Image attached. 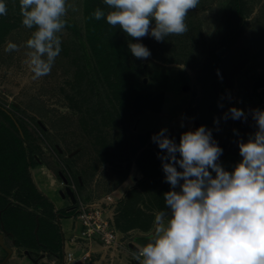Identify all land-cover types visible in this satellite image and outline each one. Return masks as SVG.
I'll return each mask as SVG.
<instances>
[{
    "label": "rangeland",
    "instance_id": "1",
    "mask_svg": "<svg viewBox=\"0 0 264 264\" xmlns=\"http://www.w3.org/2000/svg\"><path fill=\"white\" fill-rule=\"evenodd\" d=\"M85 1L68 0L73 7L69 8L65 17V29L58 34L61 52L49 75L33 79L34 74L25 61L28 59L27 53L31 51L26 47V41L31 38L35 28L27 29L22 25L19 0H4L7 14L0 16V170L18 181V171L25 163L26 180H32L42 197H39L41 201H29L18 186L5 191L0 189V199L3 198L7 203L4 212L0 211L1 218L10 211L22 212L21 218L30 215L29 221L37 214L46 217L48 210L44 208L42 198L49 199L43 193L53 195L46 171L60 183V195L69 204L58 213L49 202L54 221L58 214H66L74 205L63 184L65 176L69 183L75 184V188H70L76 196L85 199L87 193L92 191L96 195H93L91 202L112 203L108 196L104 200V197L98 199L99 194H104L102 189L108 183L112 186L124 182L134 164L146 170H162L158 154L164 153L152 142L151 137L163 128H167L169 138H174L179 144L184 132L206 126L212 130L213 139L223 149L218 163L229 172L242 160L238 142H247L257 130L251 111H264V0L241 1L244 26L226 48L221 75L217 71V54L229 33L221 35L218 29L229 21L230 16L226 21L225 16L234 9L237 0H200L197 8L189 12L185 21L188 31L184 36L194 35L190 39L193 47L199 41L204 42V52L199 48V52L196 50V53L190 54L189 64L166 63L153 57L166 58L164 54L167 53L163 54L160 48L166 51L168 43L174 45L175 37L182 38V35H171L162 42H157L151 36L139 41L121 36L120 43H142L150 50L151 56L138 59L131 52L127 57L116 54L121 65L113 63L114 74L104 72V65L98 63L87 42ZM97 1L101 3L98 2L97 7L107 14L110 11L108 6L103 0ZM192 24L193 30L190 29ZM105 31V36H110ZM108 40L104 39L101 43L106 45ZM9 42L18 45L19 50L6 52ZM121 49L124 50L122 46ZM174 51L176 53L177 49L174 48ZM109 54L112 51L106 49L103 57ZM79 55H83V62L78 58ZM105 65L106 68L110 63ZM125 69H131L132 74L124 75ZM128 76L132 84L129 82L120 86L121 82L127 81ZM186 86L188 90H185ZM136 87L142 93L152 94L147 98V103L142 102L141 108L127 106V102H122L119 96L132 97V90ZM232 107L243 110L247 120L222 119ZM214 120H219V123L215 124ZM12 122L20 127L17 131L12 127ZM18 133L26 137L23 141L26 148L24 155H9L4 150L8 139L6 135ZM178 171L182 169L178 168ZM158 172L151 173L148 179L155 178L160 184L164 173ZM3 174L0 172V185L7 184ZM212 175L214 177L215 173ZM143 185L152 187L144 182ZM158 193L156 187L154 192H144L146 199L135 194L130 203L133 205L130 208L133 215H130L131 220L137 216L151 223L149 206L153 203L149 199ZM56 200H61L58 194ZM75 215H66L62 220L64 223L75 220L79 227ZM55 223L57 226L50 230L52 236L57 235V231L60 235V226ZM38 229L39 226L36 233ZM28 230H31L30 224ZM11 235L5 231L4 224L0 225V264H32L29 262L30 255L12 257L14 251L25 254L27 249L18 246L16 238H11ZM79 257L76 255V258Z\"/></svg>",
    "mask_w": 264,
    "mask_h": 264
},
{
    "label": "clouds",
    "instance_id": "2",
    "mask_svg": "<svg viewBox=\"0 0 264 264\" xmlns=\"http://www.w3.org/2000/svg\"><path fill=\"white\" fill-rule=\"evenodd\" d=\"M19 2L22 25L27 29L35 28L26 41V47L31 51L27 53L25 63L34 74L33 79H38L50 74L61 52L58 34L65 29V17L73 6L68 0ZM103 2L110 11L106 14L97 7L90 18L106 19L110 26H119L128 37L137 41L151 36L162 42L168 36L183 35L188 31L185 21L200 0ZM6 14V4L0 0V16ZM128 48L135 58L151 56L142 43H129ZM18 50L19 46L11 42L5 48L6 52ZM251 115L257 130L247 142H238L242 160L232 172L218 163L223 149L206 126L184 132L179 144L169 138L167 128L151 137L164 153L158 154V158L164 182L170 186L163 194L169 211L156 213L154 231L148 234L151 239L139 252V257H143L141 264H264V111L255 109ZM229 118L246 121L247 115L232 107L222 117L224 120ZM214 123L218 124L219 120ZM212 173H215L214 177ZM63 184L70 187L69 181ZM76 203L71 207L75 208V214ZM79 227L81 229L80 224ZM118 235L116 246L119 247L122 240L119 232Z\"/></svg>",
    "mask_w": 264,
    "mask_h": 264
},
{
    "label": "trees",
    "instance_id": "3",
    "mask_svg": "<svg viewBox=\"0 0 264 264\" xmlns=\"http://www.w3.org/2000/svg\"><path fill=\"white\" fill-rule=\"evenodd\" d=\"M242 0H237L235 1V6L234 9H230L231 11L227 12V15L225 16V21L227 19L228 16H230V18L228 19L229 21L226 23V25H223L226 27L224 29V26L220 27L218 29L219 33L222 35V33L224 32H228L229 34L225 37L224 41L222 42L221 46L219 47L218 50V61H217V71L219 72V74H223V65L225 62V51L226 48L230 45V43L232 42L233 39L236 38L238 31L240 30L241 27L244 26V21H243V17L245 16L242 10V6L240 5ZM99 1L97 0H86V11L84 12L85 17H84V23H85V29H87V42L89 43L91 49L93 50L95 57L97 59V61H99L98 63H100L103 68H104V72L106 74H114L115 71H113L115 68L114 66V62L116 63H120L119 59L116 58V54H122L121 56L123 57H127L128 55H130V50L128 48V44L126 43H120V38L121 36H127L124 32L122 33V30H120L119 26L116 27H112L109 24V27L106 25L105 23V19H101L99 21L90 18L91 14L95 11V9L97 8V3ZM100 3V2H99ZM101 4V3H100ZM206 8V7H205ZM194 26L193 24L190 26V29L193 30ZM107 33H110V36H105L106 31ZM194 35H190V36H184V34L182 35V38L179 37H175L176 41L173 42L174 45L172 44V42L168 43V47L167 50H163L160 48V50H162V53H167L164 54L166 56V58H162L160 56H156L154 55L153 57H156L157 59H160L161 61H164L166 63H187L189 61V56L190 54H194L196 53V50L199 52V48H202L200 51L204 52V42L201 43L200 41L196 44H194V47L191 46L192 42L191 40L193 39ZM169 37V36H168ZM192 38V39H191ZM104 39H109L107 41V44H102V40ZM191 39V40H190ZM171 41V40H170ZM193 42H195V39L193 40ZM172 44V45H171ZM74 45V42H73ZM197 45H199V47L197 48ZM119 46V48H118ZM121 46L124 48V50L121 49ZM215 46V45H214ZM66 47V46H65ZM75 48V46H74ZM174 48L177 49V52L175 53ZM76 49V48H75ZM106 49H110L112 51V54H109L107 57H103V52ZM77 50V49H76ZM119 50V51H118ZM80 54V51H77ZM116 58V61H114V57ZM82 62L84 60L83 55H79L78 57ZM122 60H124V58H122ZM109 62L110 65L107 66L105 68V63ZM111 64H113V66H111ZM121 65V63L119 64V66ZM113 69V70H112ZM123 74L124 75H131V69L129 70H123ZM114 75H112L113 77ZM128 76V79L126 82H121L120 86H123L124 83L130 84L129 82H131L130 78ZM133 76V75H132ZM221 83V82H220ZM119 84V83H117ZM132 84V82H131ZM222 84V83H221ZM143 95V96H142ZM120 97H122V102L126 101L127 102V106H133V107H140L143 106L142 102H146L147 103V98L151 97L152 94H145L142 93L140 90L136 88H134L132 90V97H130V95H119ZM129 96V97H128ZM221 97L219 96L218 99H220ZM132 103V105H130ZM133 103H136V105H133ZM146 103H143L144 105ZM10 119L12 121H14V119L12 118V115H9ZM210 120H213V118H211ZM12 127L17 131L20 127L15 123L12 122L11 123ZM7 136V141H6V147L4 148V150L9 154V155H24L25 152V147L23 145V141L26 137L22 136L20 133L18 134H12L11 136L6 135ZM157 151V150H156ZM161 151V150H160ZM10 162V160L8 161V163ZM139 163L142 165L141 160H139ZM143 166V165H142ZM145 167H148V165H144ZM19 167V166H18ZM22 169H20L18 171L19 175H18V182L17 180L13 179V178H9V174L6 173L3 170H0V172H2L3 177H5L6 179V183L4 185H0V189H2L3 191H5L6 189H9L11 187L15 188L18 186L22 195L26 194V197L29 199V201H41V199H39V197H42L41 194L39 193L38 189H36L35 185L33 184L32 180L29 182L27 181V177L28 175L25 173V163H23V166H21ZM154 167V166H153ZM153 169V168H152ZM146 170V169H145ZM147 173H149L148 175H150L151 173H155L158 171H162L159 169L155 168L153 170H146ZM24 175H23V174ZM159 173V172H158ZM157 173V174H158ZM66 177V176H65ZM22 180H24V182H22ZM162 180L164 181V177L162 178ZM69 181V180H68ZM7 192V191H6ZM4 192V193H6ZM136 195L140 196L139 193H136ZM38 198V199H37ZM43 199V203H44V208H46L48 210V212L45 214L46 217H42L39 216L38 214L36 215V217H32V221H29V216L25 215V218H21L22 216L20 215L22 212H17V211H10L7 212L5 214H3L2 218L0 219V225L4 224L5 227V231L6 232H10L12 233V237L16 238L17 241V245L18 246H22L24 248H26L29 251H38L40 249H45V247L47 248H53L54 244L56 242L59 243V241L61 239H59L60 235H58V231H57V235H50V230L54 229L57 225L55 223V221L52 219V208L50 207V203L48 200ZM6 201L2 199H0V211H3L4 206H6ZM52 206V205H51ZM54 210V209H53ZM50 211V213H49ZM38 213V212H37ZM72 214H75V208H71V211L67 212L66 214H63V216L69 217ZM20 215V216H19ZM39 217V218H38ZM29 224L31 226V230L29 229ZM39 226L38 232L36 233V228ZM60 234V232H59Z\"/></svg>",
    "mask_w": 264,
    "mask_h": 264
},
{
    "label": "crops",
    "instance_id": "4",
    "mask_svg": "<svg viewBox=\"0 0 264 264\" xmlns=\"http://www.w3.org/2000/svg\"><path fill=\"white\" fill-rule=\"evenodd\" d=\"M51 187V192L53 195L49 196L43 193L49 202L52 203V207L56 212L59 213L61 208H67V200L60 195L59 188L61 187L60 183L56 179H52L50 173L46 171ZM158 173V172H157ZM147 171L141 167L139 164H134L129 176L122 183H117L115 185H109L101 187L104 194L100 193L99 198L105 199V197H110L112 203L106 202L104 204L108 210L109 217L114 224L115 229L120 234L122 240L121 246L116 247H106L99 241L92 242H80L78 244L72 242L74 236L79 232L80 227L76 225L75 220H70L69 223H64L62 218L64 217L62 213L58 214L56 221L60 226V241L56 242L53 248L40 249L38 251H29L26 250L25 254H21V251H14L12 257L15 258L18 255H27L31 257L29 260L32 264H141L137 258V254L141 251L142 247L145 246L151 237L148 235L150 232L154 231V222L155 215L159 211L168 212L169 210L165 206V200L163 194L169 191V184L164 183L161 179L160 184H157L155 178L148 177ZM144 183L150 184V188H146ZM153 184V185H152ZM157 187V191L160 192L157 195H151L149 201L153 204L149 206L151 208V213L154 217L150 215L151 223L140 217L135 216V220H131L130 208L133 207L132 198L136 193H139L140 196L144 199L147 197L144 192L151 191L154 192V188ZM104 188H106L104 190ZM106 192V193H105ZM56 194H58L61 200H56ZM92 191L87 193L85 196V201L93 199ZM84 200V199H83ZM129 200V201H128ZM67 201V202H66ZM159 204V206H158ZM70 208V207H69ZM133 216V215H132ZM150 223V224H149ZM134 246L135 248L131 247ZM29 252V254H27ZM74 253L80 257H83L85 254H89L90 258L87 261H82L76 259L73 263H68L66 260L67 253ZM32 254V255H31ZM33 256V257H32ZM54 258H49V257ZM12 258V259H13ZM52 259V260H50Z\"/></svg>",
    "mask_w": 264,
    "mask_h": 264
},
{
    "label": "built area",
    "instance_id": "5",
    "mask_svg": "<svg viewBox=\"0 0 264 264\" xmlns=\"http://www.w3.org/2000/svg\"><path fill=\"white\" fill-rule=\"evenodd\" d=\"M70 186L72 188L76 187L73 183H70ZM103 206L104 204L101 202L87 203L80 196H77L76 217L81 229L78 236H76L73 241H99L106 247L118 245V232L109 217L106 206ZM139 252L137 258L141 263L143 257H139ZM89 258L90 255L85 254L79 260L87 261ZM67 260L72 263L76 260V257L73 253H69L67 255Z\"/></svg>",
    "mask_w": 264,
    "mask_h": 264
},
{
    "label": "water",
    "instance_id": "6",
    "mask_svg": "<svg viewBox=\"0 0 264 264\" xmlns=\"http://www.w3.org/2000/svg\"><path fill=\"white\" fill-rule=\"evenodd\" d=\"M188 86H186V88H185V90H188ZM197 125H198V122H197ZM77 152V151H76ZM74 154V153H73ZM63 177V176H62ZM63 181L65 182V184H68V180L65 178V177H63ZM66 193L71 197V199H72V201H73V203L75 204L76 203V197H75V194L73 193V191L71 190V188L70 187H66ZM121 240V239H120ZM119 240V241H120ZM131 247L132 248H135L134 246H132L131 245ZM27 254H29V252H27Z\"/></svg>",
    "mask_w": 264,
    "mask_h": 264
}]
</instances>
